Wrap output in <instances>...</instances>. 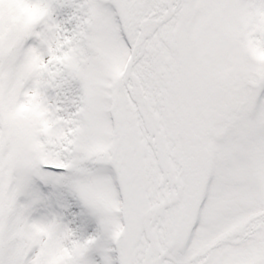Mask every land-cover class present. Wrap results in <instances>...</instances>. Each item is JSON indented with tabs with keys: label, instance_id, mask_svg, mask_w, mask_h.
Returning a JSON list of instances; mask_svg holds the SVG:
<instances>
[{
	"label": "snow or ice",
	"instance_id": "snow-or-ice-1",
	"mask_svg": "<svg viewBox=\"0 0 264 264\" xmlns=\"http://www.w3.org/2000/svg\"><path fill=\"white\" fill-rule=\"evenodd\" d=\"M32 5L42 14L24 25ZM215 9L264 0H0V264L85 242L69 264H264V65L240 66L211 123L181 129L174 107L169 54ZM29 99L46 129L12 118ZM36 179L67 184L97 234L32 219Z\"/></svg>",
	"mask_w": 264,
	"mask_h": 264
},
{
	"label": "rangeland",
	"instance_id": "rangeland-1",
	"mask_svg": "<svg viewBox=\"0 0 264 264\" xmlns=\"http://www.w3.org/2000/svg\"><path fill=\"white\" fill-rule=\"evenodd\" d=\"M256 31L264 32V10L215 9L196 17L181 31L179 42L169 54L171 71L177 80L174 107L181 129L194 128L202 117L209 118L211 123L213 117L221 114L236 96L237 74L242 64L264 65V57L258 56L264 47L251 38ZM123 67L124 63L119 62L113 70L119 74ZM22 104H26L23 109ZM12 118L26 121L30 127H48L43 111L32 99L18 105ZM30 194L35 201L30 210L32 219L55 216L80 239L99 231L97 214L67 184L36 179ZM35 231L38 234L40 230ZM120 231L117 228L115 235ZM54 251L55 246L41 249L34 264H42L41 257ZM43 264H47L46 259Z\"/></svg>",
	"mask_w": 264,
	"mask_h": 264
},
{
	"label": "clouds",
	"instance_id": "clouds-1",
	"mask_svg": "<svg viewBox=\"0 0 264 264\" xmlns=\"http://www.w3.org/2000/svg\"><path fill=\"white\" fill-rule=\"evenodd\" d=\"M4 9L7 10L12 7L9 4L3 5ZM42 14V9L39 7L32 5L30 7L26 6L23 10V18L20 21L22 24L27 25L34 20H36ZM260 56L264 57V52L259 53ZM26 107V104H22L20 106L21 109ZM37 229H39L38 235H44L47 237L49 233V226L46 225H37ZM87 242L84 244H79L73 246L72 249L65 248L62 244L55 246V251L52 255L44 257L47 260V264H69L70 260L73 257L74 251L79 250L83 251L86 247Z\"/></svg>",
	"mask_w": 264,
	"mask_h": 264
}]
</instances>
